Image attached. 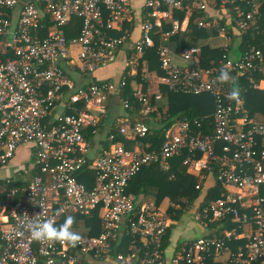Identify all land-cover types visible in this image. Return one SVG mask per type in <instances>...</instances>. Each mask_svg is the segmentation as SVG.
<instances>
[{
	"label": "built area",
	"instance_id": "1",
	"mask_svg": "<svg viewBox=\"0 0 264 264\" xmlns=\"http://www.w3.org/2000/svg\"><path fill=\"white\" fill-rule=\"evenodd\" d=\"M244 3L253 9L231 0L222 7L232 5L234 24L246 31L259 14L253 0ZM184 7L183 0H145L132 56L156 48L171 90L212 96V133H203L202 120L182 119L160 141L146 123L152 107L140 98L139 114L118 117L110 147L99 149L86 141L85 130L98 134L115 86L77 87L69 71L72 50L79 49L80 75L92 76L112 63L128 38L113 33L134 20L130 0H0V173L22 148L29 146L32 157L28 168L0 176V264H264V149H257L264 123L248 110L247 87H237L235 98L229 95L240 78L264 62V53L252 50L239 61L224 56L205 68L202 48L190 46L178 54L197 67H180L172 61V49L156 39L168 21L173 29L162 33L164 40L180 29L173 11ZM74 20L80 21L74 26L80 34L71 37L63 28ZM222 70L233 79L220 82ZM125 106L134 111L129 101ZM184 152L189 154L184 165L194 164L207 173L203 178L217 175L221 186L237 189L221 193L203 214L195 212L194 221L207 227L230 219L238 226L192 239L169 260L164 242L174 220L154 203L140 204L128 189L145 167L169 171L171 160ZM31 172L36 174L29 179ZM71 215L96 218L98 232L83 235L76 247L31 238L28 225L51 220L59 226ZM239 241L244 245L232 252L228 243ZM224 255L229 257L219 262Z\"/></svg>",
	"mask_w": 264,
	"mask_h": 264
},
{
	"label": "crops",
	"instance_id": "2",
	"mask_svg": "<svg viewBox=\"0 0 264 264\" xmlns=\"http://www.w3.org/2000/svg\"><path fill=\"white\" fill-rule=\"evenodd\" d=\"M223 1L224 0H183L185 6L183 10L173 11V16L175 17L176 22H178L180 29L175 34L168 37L167 40H164L162 33L170 32L173 29L172 22L168 21L163 27L162 33H160L161 38L156 39L157 45H167L170 47L172 49V61L180 67L187 69L197 67L195 61H186L178 54L181 49L188 46H198L202 48L201 65L203 66V61L206 60L210 64L208 68L217 64L216 60L209 57L208 53L210 51L223 52L221 59L226 56L228 59L234 61L244 59L252 50H259L264 53V13L262 14L261 12L262 9H264V0H253L252 5L257 7L259 17L249 23V28L246 31L239 29L234 24L233 6L226 5L227 7L224 8L222 7ZM231 1L234 6H242L245 10L249 11L253 9L252 6H247L244 3V0ZM144 3L145 0H130V7L134 12V20L132 23H124L121 30L113 33V36L116 38H120L125 34H128V38L123 45L119 46L116 59L112 63L101 67L92 76L80 75L78 69V66L80 65L79 49L74 47L72 50L74 63L69 71L70 76L75 81L77 87H85L91 83L101 82H111L115 86V90L113 94L109 95V101L107 103L108 115L106 118L109 117L111 123L115 122L118 117L123 115L127 116V114H130L132 116L133 114H139L143 106L140 98L148 100L153 112L146 123L151 129H153L155 136L161 138V141L164 139L166 132L173 128L175 123L179 120L199 119L203 121L202 118L187 117L183 114L179 116L174 115V117L170 119L169 114H171L172 109L174 110L173 107L175 105L182 106L186 99L197 97L196 99L199 101L198 110H211L210 113L204 116L211 118L215 112L216 103L215 99L211 96L212 99L204 97L203 101H201L198 99V97L201 96L171 90L163 81L165 74L161 69V60L156 48L147 50L143 55L137 57L132 56L133 48L141 37L140 25L144 20L146 12L143 8ZM200 3L206 5L205 10L199 8ZM202 22L211 23L213 26L202 28L200 26V23ZM79 24V20H74L68 28H63V31L65 30V32L71 37H76L80 34V29L74 26H78ZM191 27L195 28L199 34L190 37L187 33L191 30ZM222 28H225L226 30L224 33L221 30ZM130 62H132V64L129 65ZM245 80V87L242 85L239 86V79L237 83L233 85V88L239 87V89L244 90L247 87L249 90L256 91L259 94L260 98H246L247 107L251 116L256 118L259 123H264V62H257L254 65L252 73L246 77ZM205 96L208 95L205 94ZM126 101H129L132 104L135 112L133 110H127L125 106ZM192 102H195V100ZM200 103L202 105H200ZM253 109H255L257 113L252 114L251 111ZM209 120L208 123L203 121L205 125L203 130L204 134L212 133ZM100 133L99 130L92 146L104 147V145L101 144L102 141H104V137L101 136ZM119 141L124 142L123 139H119ZM259 149H264V140ZM184 153L187 154V157L189 156L187 152ZM198 156L201 157V155ZM29 159L32 161L30 148L27 146L19 150L10 166L2 171L3 173H0V176L9 175L11 173L9 171L10 169H14L12 172L13 175L18 167L24 166L28 168V164H31ZM182 164L184 165V161ZM193 168L196 169L195 166H187V174L195 177L197 180L199 179V182H202L203 173L200 174L197 171H193ZM170 170L164 171L165 173H168L171 172ZM175 178V174L169 176L170 181L175 180ZM205 181L207 184L206 188H209L210 190L209 197L211 202H213L216 197H219L221 193L237 190L234 187L221 186L217 175H215V177L211 176V182L208 179ZM213 185H216V187ZM133 189H135L134 185H131L128 191L137 197L140 204L149 202L156 204L160 208V204L163 203L166 205L165 210L168 212V209L171 206L170 199L166 198L162 200V202H158L156 197L158 192L157 189H148L146 190L147 192H142L144 191L142 190L139 193H135L132 191ZM71 217L74 218V223L72 225L73 229L79 231L81 236L98 232L97 225H94L81 217H76L74 215H71ZM174 222L175 223L169 229V232L171 231L169 245L165 248L166 257L169 260L198 235L204 234L202 237H207L212 233V230L200 225L191 218H185L178 222L174 220ZM232 252L234 251L232 250ZM228 257V255H224L223 257H220L218 261L226 260Z\"/></svg>",
	"mask_w": 264,
	"mask_h": 264
},
{
	"label": "trees",
	"instance_id": "3",
	"mask_svg": "<svg viewBox=\"0 0 264 264\" xmlns=\"http://www.w3.org/2000/svg\"><path fill=\"white\" fill-rule=\"evenodd\" d=\"M262 14L264 13V9H262ZM191 30L187 34H189L190 37H192L195 34H199V32L191 27ZM190 47V46H188ZM209 57L216 60L218 63L219 59L222 58L223 52H209ZM207 55V56H208ZM205 58V57H204ZM208 61H203V67L208 68L209 67ZM249 76V75H248ZM247 76V77H248ZM246 77L240 78L241 85L245 87V80ZM201 97H198L201 101H203L204 97H210V95H200ZM246 98H260L259 94L256 91L248 90V92L245 94ZM197 98V97H196ZM195 97L186 99L184 104L182 106H174V110H171V114H169V118L171 119L174 117V115L179 116L183 114L187 117H199L202 118L204 122L208 123V120L210 119L208 116L204 117L206 114L210 113L211 110L207 109L206 111L198 110L199 107V101ZM264 98V97H263ZM262 98V99H263ZM212 99V98H211ZM195 102H192L194 101ZM203 103V102H202ZM251 103V102H250ZM200 105H202L200 103ZM135 112V111H134ZM252 114L257 113L255 109L251 111ZM134 115V114H133ZM110 118H104L101 119L99 122V130L100 135L104 137V141H102V145H104V148L110 147L111 143V136L113 134L117 133L116 126L114 123L110 122ZM106 131V132H105ZM105 133V134H104ZM85 138L86 141L90 144H94L96 135L92 133V129H86L85 130ZM119 139V138H118ZM263 141V138L259 140L258 148H260L261 143ZM103 149V147H99V149ZM187 154L183 153L180 157H176L175 159L171 160L172 168L171 172L165 173L164 170L160 168L158 165H152L150 167H145L130 183L129 187L134 185V188L132 191L135 193L141 192H147L146 190L151 189H157V201L162 202V200L169 198L171 206L168 209V216L171 217L175 221H182L185 219L186 214L190 213L193 209V207H196L197 201L202 196V202L199 204L196 212L204 213L202 212L205 209V206H207L211 200L209 197V188H206V181L209 180L211 182V176H208L207 178H203L202 182H199V179L197 180L195 177L187 174V166L183 165L182 162L186 159ZM220 165L219 163H217ZM216 165V164H215ZM217 167V166H215ZM93 173V172H92ZM207 175L206 172H203ZM175 174V180L170 181L169 176ZM214 176V175H213ZM215 177V176H214ZM19 184H23L22 182H19ZM217 185V184H216ZM216 185H213L216 187ZM197 186H200L199 189ZM217 198V197H216ZM209 206V205H208ZM191 218L195 220V213L190 214ZM77 217V216H76ZM83 219H86L88 222H91L94 225H98V221L96 218H89V217H83ZM64 222V221H63ZM62 222V223H63ZM61 223V224H62ZM60 224V225H61ZM238 224L234 223L232 220H224L222 223L215 222V223H209L207 228L209 230H212L214 232V236H218L221 233H223L226 230H232L233 228H237ZM96 233V232H95ZM213 234V233H212ZM171 235V231H168V234L165 238L164 247L166 248L167 245H169V238ZM244 245L243 241L239 242H232L228 243V246L232 248L234 252H237L238 246Z\"/></svg>",
	"mask_w": 264,
	"mask_h": 264
},
{
	"label": "clouds",
	"instance_id": "4",
	"mask_svg": "<svg viewBox=\"0 0 264 264\" xmlns=\"http://www.w3.org/2000/svg\"><path fill=\"white\" fill-rule=\"evenodd\" d=\"M217 79L220 82H227L233 78L229 76L226 71H221ZM239 94L238 88H233L230 92V98H235ZM74 223V218L68 216L64 222L57 226L51 220H46L43 222H35L28 225V230L30 231V236L33 240L37 242H60L68 243L73 247L81 241L82 236L79 231L73 229L72 225Z\"/></svg>",
	"mask_w": 264,
	"mask_h": 264
},
{
	"label": "rangeland",
	"instance_id": "5",
	"mask_svg": "<svg viewBox=\"0 0 264 264\" xmlns=\"http://www.w3.org/2000/svg\"><path fill=\"white\" fill-rule=\"evenodd\" d=\"M75 78H76V76H75ZM29 162H31V160L29 159ZM192 166H194V164L192 165ZM191 167V166H190ZM13 170L14 169H10L9 171L11 172L9 175H12V172H13ZM193 171H197V172H199L198 170H196V169H194L193 168ZM1 173H3V172H1ZM200 174H201V172H199ZM36 174V172H31V173H29L28 174V177H29V179H32V177L34 176ZM5 176H8V175H5ZM202 196L199 198V200L197 201V204H196V207L194 206L193 207V209H192V211L190 212V213H188V214H186V218L188 219V218H191V215L190 214H194L195 212H196V210H197V208H198V206H199V204L202 202ZM165 207H166V205H164L163 203L162 204H160V208H161V210L163 211H165L166 212V210H165ZM168 207V206H167ZM192 219V218H191ZM204 234H200V235H198L196 238H200V237H202ZM195 238V239H196Z\"/></svg>",
	"mask_w": 264,
	"mask_h": 264
}]
</instances>
